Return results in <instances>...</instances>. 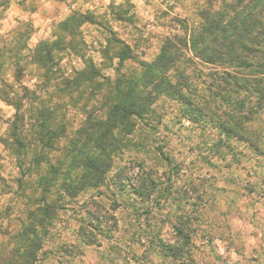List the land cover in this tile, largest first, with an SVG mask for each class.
I'll return each instance as SVG.
<instances>
[{
  "label": "rangeland",
  "instance_id": "rangeland-1",
  "mask_svg": "<svg viewBox=\"0 0 264 264\" xmlns=\"http://www.w3.org/2000/svg\"><path fill=\"white\" fill-rule=\"evenodd\" d=\"M1 1L4 4L0 6V36L12 41L20 39L25 45L21 51L24 54H30L40 42L56 40L61 22L71 11L101 21L78 24L74 38L77 48L57 53L56 80L71 77L84 69L89 60L112 78L119 72L142 74L145 70L142 63L157 56L163 39L182 33V24L177 19L189 22L195 19L196 6L194 0H72L66 17L34 30L33 25L42 23L30 13L38 3ZM111 31L131 46L136 58L120 64L110 48L105 51ZM80 41L86 43L84 48L78 46ZM6 65L5 78L13 96L21 98L24 87L34 90L41 86L38 91L44 99V108L51 107L56 98L60 100L62 107L55 111L53 123L64 124L66 136H60L57 145L64 146L84 136L79 129L87 121L86 110L105 117L107 91L90 95L89 89L81 88L80 93H73L72 99L63 92L50 96L54 81L41 83L42 70L34 63L21 61L22 73L17 77L13 63ZM199 68L207 72L209 66ZM156 106L154 114L135 118L131 134L120 133L128 142L112 157L100 186L74 188L61 195L52 186L48 198L55 206L51 224L37 228L33 234L30 229L23 237L19 234L28 228L26 216L37 197L31 183L39 178L32 172L23 178L26 184L21 187L17 180L20 171L1 142L0 261L6 257L3 261L6 263L14 252L17 262L30 258L32 264H264V185L260 183L264 157L239 142L234 143V151L241 149L245 154L237 155V160L231 154L235 152L225 148L215 153V147L210 145L218 141L219 135L211 124L185 120L178 105L167 98L158 99ZM35 107L38 105L22 101L20 112L24 114L25 130L30 128L29 116ZM15 112V107L0 95L1 140L10 142L8 133L13 131ZM114 133L118 135L117 131ZM44 154L47 157L39 163L42 170L57 160L63 161V168L68 169L75 155L54 149H47ZM31 156L28 154L27 158ZM71 170L69 183L78 178L83 168ZM119 172L133 177L147 172L160 183L143 201L133 194L132 180L125 182L126 186L117 183L114 176ZM59 178L57 182L61 183L63 177ZM196 199L197 205L192 206ZM88 209L101 216V222L93 221L96 227L90 223ZM186 215L190 217L191 235L184 249L190 250V254L180 258L165 256L163 240H174L172 225Z\"/></svg>",
  "mask_w": 264,
  "mask_h": 264
},
{
  "label": "trees",
  "instance_id": "trees-1",
  "mask_svg": "<svg viewBox=\"0 0 264 264\" xmlns=\"http://www.w3.org/2000/svg\"><path fill=\"white\" fill-rule=\"evenodd\" d=\"M194 1L195 19L190 22L177 19L182 24V33L166 36L157 56L148 63H142L145 70L140 75L119 72L112 78L103 74L95 62L89 60L84 69L76 71L71 77L56 80L54 68L58 65L57 53L77 48L74 38L78 24L101 22L89 14L71 11L72 14L60 24L61 32L57 39L51 43L40 42L30 54L22 53L25 45L20 39L12 41L0 36V95L16 109L11 126L13 131L8 133L10 142L0 140L20 171L17 180L21 187L26 184L23 178L32 175V172L37 173L39 178L31 183L37 197L26 216L28 230L22 229L20 237L30 229V234H33L37 228H46L51 224L55 206L50 204L48 198L52 186L60 195L74 188L100 186L109 171L112 157L128 142L120 133L131 134L136 126L135 118L154 114L160 98L176 103L185 120L211 124L216 128L218 141L210 145L211 148L215 147V153L221 148L234 151V143L239 142L243 143L244 148L264 157V0ZM3 4L0 0V6ZM78 46L84 48L86 43L80 41ZM107 48L120 64L126 59L136 58L131 46L112 31L106 39L105 51ZM21 61L34 63L42 70L41 83L54 81L50 96L63 92L64 96L72 99L73 93H80L81 88L89 89L90 95L107 91L109 101L105 117L86 110L87 121L82 122L79 129L84 136L70 144L57 145V139L66 136L64 124L53 123L55 111L62 107L60 100L56 98L51 107L44 108V99L38 91L41 86L34 90L24 87L21 98L10 94L14 92L6 82V63H13L17 77L22 73ZM202 65L209 66L207 72L199 68ZM43 90L48 92V89ZM23 100L38 105L31 109L29 118L32 122L28 130L24 129V114L20 112ZM47 149L75 153L72 162L68 163V169L63 168V161L57 160L42 170L39 163L47 157L44 154ZM234 152L231 154L235 160L237 155L245 154L241 149ZM28 154L32 156L27 158ZM80 166L82 173L73 183H69L71 169ZM59 177H63L61 183L57 182ZM114 177L121 186H126L125 182L132 180L133 194L143 201L152 195L160 183L148 176L147 172L134 177L128 174L123 176L119 172ZM260 183L264 185V176L260 178ZM196 205L197 199L192 206ZM87 214L92 226L96 227L94 220L101 222L99 214L89 209ZM189 219L186 215L173 223L174 240H163L162 243L165 256L180 258L181 255L190 254V250L184 249L191 235ZM14 258L13 252L6 263H3L6 260L4 257L0 264H32L33 261L26 257L29 260L17 262Z\"/></svg>",
  "mask_w": 264,
  "mask_h": 264
},
{
  "label": "crops",
  "instance_id": "crops-1",
  "mask_svg": "<svg viewBox=\"0 0 264 264\" xmlns=\"http://www.w3.org/2000/svg\"><path fill=\"white\" fill-rule=\"evenodd\" d=\"M17 1L23 4L27 0H17ZM32 1H35L38 4L35 6L34 9L30 10V13L34 17H36V19H40L42 21L40 25L32 24L34 30L38 26L46 25L54 19L66 17L68 13L71 11V6L69 4L72 0H32ZM16 7L18 8V10L22 12L24 11L23 8L18 3H16ZM0 151H2L1 141H0Z\"/></svg>",
  "mask_w": 264,
  "mask_h": 264
}]
</instances>
